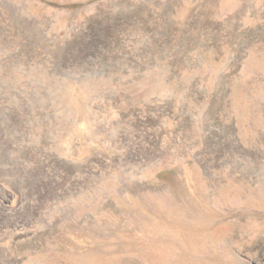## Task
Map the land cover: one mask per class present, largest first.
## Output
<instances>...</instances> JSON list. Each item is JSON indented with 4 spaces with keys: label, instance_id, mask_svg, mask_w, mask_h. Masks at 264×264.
<instances>
[{
    "label": "rangeland",
    "instance_id": "374dc122",
    "mask_svg": "<svg viewBox=\"0 0 264 264\" xmlns=\"http://www.w3.org/2000/svg\"><path fill=\"white\" fill-rule=\"evenodd\" d=\"M0 102V264H264V0H0Z\"/></svg>",
    "mask_w": 264,
    "mask_h": 264
},
{
    "label": "bare ground",
    "instance_id": "6f19581e",
    "mask_svg": "<svg viewBox=\"0 0 264 264\" xmlns=\"http://www.w3.org/2000/svg\"><path fill=\"white\" fill-rule=\"evenodd\" d=\"M6 100V99H5ZM4 99H1V102L3 103V101H5ZM0 102V103H1ZM6 102V101H5ZM4 119V118H3ZM1 121V120H0ZM2 122V121H1ZM80 129L81 128H78L77 127V131H80ZM61 142V141H60ZM62 145V144H61ZM55 147H57V146H55ZM62 147H64V145L62 146ZM58 149V148H57ZM62 150L63 149H61L60 151L62 152ZM63 154V153H62ZM65 154V153H64ZM5 157H7V156H5ZM26 166V165H25ZM30 166V165H29ZM19 167V166H18ZM4 168V167H3ZM11 168V167H10ZM9 168V169H10ZM28 168H30V167H26L23 171H24V173H26L27 175L29 174L30 175V173H32V172H34V169H32V170H29L30 172H27L26 170H28ZM15 169V168H14ZM5 170H6V168H5ZM43 169L40 167L38 170H35V171H40V174L42 175L43 174V172L44 171H42ZM32 171V172H31ZM16 172H14V174H15ZM9 175H10V173H8ZM22 174V173H21ZM38 174H39V172H38ZM47 174V173H46ZM13 174L11 173V175L10 176H12ZM27 175H25V176H27ZM36 175V174H35ZM31 176H33V175H31ZM44 176V175H43ZM8 177V176H7ZM22 177H23V175H22ZM42 178V177H41ZM40 178V179H41ZM45 178V177H44ZM37 180V179H36ZM35 182V181H34ZM38 182H35V183H33V184H35L36 185V188L35 189H37V191H38V187H42L41 188V191L42 190H44V191H46L47 190V188L46 187H48V185L46 186V185H41L40 183V186L37 184ZM33 186V185H32ZM50 186V185H49ZM30 189V188H29ZM33 187H32V191H33ZM31 191V192H32ZM36 191V190H35ZM22 195V194H21ZM20 194H18V196H16V195H14V196H12L11 198V200H9V202H10V204H9V206H7V207H3L4 205L3 204H1V206H0V212H1V215L2 216H4L5 218V220H6V222H7V226L6 227H12L11 229H12V231H14V230H26L27 228H28V224H29V222H31V220L33 219V218H31V213L32 212H30V210H32V208L30 209V207L31 206H35L36 204H35V201L36 200H29L27 197H24L23 195L21 196ZM16 197V198H15ZM27 208V209H26ZM34 221V224H35V226L36 225H38V223H42V220H41V218L39 217L37 220H33ZM34 224H33V226L32 227H34ZM11 229L9 230V232L11 231ZM7 230V229H6ZM34 230L36 231V229L34 228ZM18 232V231H17ZM11 234H13V233H11ZM0 240H2V236L0 235ZM4 246V245H3Z\"/></svg>",
    "mask_w": 264,
    "mask_h": 264
}]
</instances>
